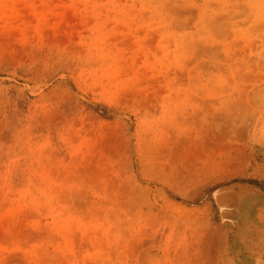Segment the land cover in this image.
<instances>
[{"label": "rangeland", "instance_id": "rangeland-1", "mask_svg": "<svg viewBox=\"0 0 264 264\" xmlns=\"http://www.w3.org/2000/svg\"><path fill=\"white\" fill-rule=\"evenodd\" d=\"M0 264H264V0H0Z\"/></svg>", "mask_w": 264, "mask_h": 264}]
</instances>
